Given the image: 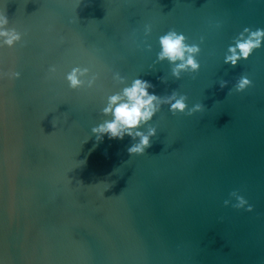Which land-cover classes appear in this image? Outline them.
Listing matches in <instances>:
<instances>
[{"label":"water","instance_id":"water-1","mask_svg":"<svg viewBox=\"0 0 264 264\" xmlns=\"http://www.w3.org/2000/svg\"><path fill=\"white\" fill-rule=\"evenodd\" d=\"M4 14L22 40L0 48V71L21 73L0 80V264H264V47L224 63L244 28L264 29V0H0ZM170 29L200 46L197 74L157 62ZM75 66L97 87L69 89ZM116 72L205 110L162 105L141 129L157 128L152 146L130 156V137L91 132L125 86ZM242 74L252 86L236 92Z\"/></svg>","mask_w":264,"mask_h":264},{"label":"clouds","instance_id":"clouds-1","mask_svg":"<svg viewBox=\"0 0 264 264\" xmlns=\"http://www.w3.org/2000/svg\"><path fill=\"white\" fill-rule=\"evenodd\" d=\"M9 23L10 20L6 14L0 15V48H14L22 40V34L15 28H9ZM151 30V25H145V36L150 35ZM187 41L188 38L175 29H170L159 36L160 51L157 53L156 60L157 62L167 60L173 66L171 74L177 80L181 78L182 72L197 74L201 67L197 60V56L201 52L200 46L196 43L189 44ZM201 43H203V37H201ZM261 47H264V29L252 30L246 27L228 46L224 55V63L236 67L240 60L249 59L253 52ZM148 50H151L150 45H148ZM56 72V66L49 67V75L46 79H50ZM20 77L21 73L15 70L0 71V80L14 81ZM64 78L71 90H91L97 87L100 74L94 72L91 67L75 66L65 74ZM112 80L117 85L125 86L119 91L107 95L101 113L110 119H105L102 123L92 127L91 132L98 142L102 141L105 136L109 139L119 140H123L125 136L130 137L136 141L127 148L130 156L143 155L152 146V138L157 135V128L149 126L147 132L141 131V129L145 125H150L156 114L160 112L162 105H168V110L172 115L186 113L188 116H192L205 110L203 103H196L189 108L187 95L175 90L167 97H161L150 92L149 90L153 89L155 85L141 78L133 79L128 85L126 78L116 72L112 75ZM160 80L162 83H166L163 77ZM219 84L220 88L223 89L227 86L228 81L221 80ZM251 86L252 81L246 74H242L237 79L234 90L243 92ZM231 91L230 89L228 94H231ZM53 124L55 126V120ZM231 195L235 196L237 201L231 205L233 208L245 209L248 212L253 211V206L242 195H238L235 191ZM230 204L229 200L224 201L225 207Z\"/></svg>","mask_w":264,"mask_h":264}]
</instances>
